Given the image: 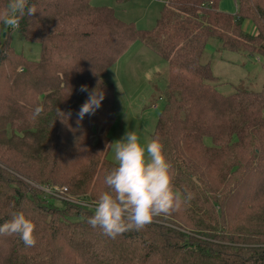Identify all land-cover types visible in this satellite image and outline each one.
Masks as SVG:
<instances>
[{
	"label": "trees",
	"instance_id": "trees-1",
	"mask_svg": "<svg viewBox=\"0 0 264 264\" xmlns=\"http://www.w3.org/2000/svg\"><path fill=\"white\" fill-rule=\"evenodd\" d=\"M92 1L29 0L37 13L25 12L17 31L40 46L38 61L16 53L13 29L0 23V225L23 212L37 240L26 247L0 235V264H264V89L223 94L206 52L212 43L217 53L264 62V0H239L234 16L218 10L219 0H159L151 30ZM7 4L0 0V14ZM134 42L167 64L150 140L162 142L174 188L193 198L111 239L87 219L116 165L107 158L115 120L108 73ZM82 85L104 99L81 120Z\"/></svg>",
	"mask_w": 264,
	"mask_h": 264
},
{
	"label": "rangeland",
	"instance_id": "rangeland-1",
	"mask_svg": "<svg viewBox=\"0 0 264 264\" xmlns=\"http://www.w3.org/2000/svg\"><path fill=\"white\" fill-rule=\"evenodd\" d=\"M238 2L219 0L217 8L234 16ZM92 5L111 8L118 20L133 23L138 30H151L163 3L156 0H93ZM240 24L248 35L254 34L255 26L251 21L240 19ZM9 39L16 53L30 61L40 59V46L26 42L17 29L12 30ZM144 47L139 42L132 43L109 70V80L115 87V120L109 130L111 147L107 158L115 164L113 143L121 140L127 131H135L140 143L146 145L163 108L158 97L165 88L168 67L158 55ZM216 49V45L211 43L206 52L213 73L223 83L220 88L223 94L232 93L234 87L249 91L264 89V62L258 55L248 56L246 52L231 51L217 53ZM204 141L208 144L210 140ZM60 200L58 195L54 203L59 205Z\"/></svg>",
	"mask_w": 264,
	"mask_h": 264
},
{
	"label": "clouds",
	"instance_id": "clouds-1",
	"mask_svg": "<svg viewBox=\"0 0 264 264\" xmlns=\"http://www.w3.org/2000/svg\"><path fill=\"white\" fill-rule=\"evenodd\" d=\"M25 12L32 16L37 9L35 5L29 6V0H8L0 14V23L17 29ZM80 91L88 93L78 112L82 120L101 106L104 92L98 88L89 90L87 85H82ZM42 111V106H37L33 118L40 116ZM113 145L116 165L105 175L107 190L99 195L94 212L87 219L92 228H99L105 236L115 239L127 231H139L155 217L170 214L191 201V193L174 188L172 166L163 154V144L158 138L142 145L135 131H127ZM35 230V223L23 212L0 225V235H16L26 247L36 245Z\"/></svg>",
	"mask_w": 264,
	"mask_h": 264
},
{
	"label": "built area",
	"instance_id": "built-area-1",
	"mask_svg": "<svg viewBox=\"0 0 264 264\" xmlns=\"http://www.w3.org/2000/svg\"><path fill=\"white\" fill-rule=\"evenodd\" d=\"M156 1H159V0H156ZM41 190L48 196H53V190L52 189H49L48 187H43L41 188ZM63 192H65V189H63Z\"/></svg>",
	"mask_w": 264,
	"mask_h": 264
},
{
	"label": "crops",
	"instance_id": "crops-1",
	"mask_svg": "<svg viewBox=\"0 0 264 264\" xmlns=\"http://www.w3.org/2000/svg\"><path fill=\"white\" fill-rule=\"evenodd\" d=\"M159 2V1H158ZM244 29V28H243ZM254 34H255V32H254ZM145 49H147L146 47H144ZM148 51H150L149 49H147ZM139 52V51H138ZM151 52V51H150ZM167 70H168V68H167ZM108 75H109V73H108ZM110 78V77H109ZM112 83V82H111ZM113 84V83H112ZM113 86H114V84H113ZM114 89H115V87H114Z\"/></svg>",
	"mask_w": 264,
	"mask_h": 264
}]
</instances>
